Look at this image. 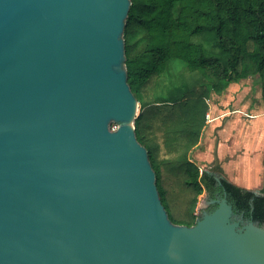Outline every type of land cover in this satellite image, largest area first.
Returning <instances> with one entry per match:
<instances>
[{
    "label": "water",
    "instance_id": "95a60500",
    "mask_svg": "<svg viewBox=\"0 0 264 264\" xmlns=\"http://www.w3.org/2000/svg\"><path fill=\"white\" fill-rule=\"evenodd\" d=\"M130 4L0 0V264H264V227L226 197L168 217L135 135Z\"/></svg>",
    "mask_w": 264,
    "mask_h": 264
},
{
    "label": "trees",
    "instance_id": "16d2710c",
    "mask_svg": "<svg viewBox=\"0 0 264 264\" xmlns=\"http://www.w3.org/2000/svg\"><path fill=\"white\" fill-rule=\"evenodd\" d=\"M130 1L124 64L139 103L135 135L168 217L190 226L201 215L195 211L203 192L225 193L233 218L264 227V188L256 195L218 166L200 171L190 157L213 94L254 78L264 106V0Z\"/></svg>",
    "mask_w": 264,
    "mask_h": 264
},
{
    "label": "crops",
    "instance_id": "0c3cea01",
    "mask_svg": "<svg viewBox=\"0 0 264 264\" xmlns=\"http://www.w3.org/2000/svg\"><path fill=\"white\" fill-rule=\"evenodd\" d=\"M241 85L239 82L233 83L227 88H236L237 92L234 94L238 96L235 97L236 101L240 100L239 92L242 87L244 88V85L240 87ZM225 91L216 96H226L228 92ZM245 110L244 107L237 106L226 110L225 113L224 111L219 112L209 120V122L211 120L218 122L219 117L224 114L227 116L217 130V143L213 153L214 162L205 170L218 166L221 168V173H224L222 176L227 180L241 187L261 192L264 188V106L262 104L261 110H247L249 112ZM244 112L246 117L242 118L241 114ZM209 122L206 124L208 127ZM211 145V142L207 143L206 148L210 149ZM193 153L200 156L207 152L196 149ZM206 155L208 157L210 153Z\"/></svg>",
    "mask_w": 264,
    "mask_h": 264
},
{
    "label": "rangeland",
    "instance_id": "374dc122",
    "mask_svg": "<svg viewBox=\"0 0 264 264\" xmlns=\"http://www.w3.org/2000/svg\"><path fill=\"white\" fill-rule=\"evenodd\" d=\"M242 85H244V88L242 85L240 87V100L236 101L235 97H238L234 95L237 91L236 88L233 87V89H227L225 92H228L226 96L224 97H217L216 94H213L210 99H208V111L207 114L209 115L206 119V124L209 122L210 119L214 118V115H217L219 112L225 113L226 110H231L234 107L241 106L244 107L246 112H249L247 110L254 109V110H261L262 108V100H261V89L259 84H254V78H248L245 80L240 81ZM232 85V84H231ZM230 85V86H231ZM139 113V109L138 112ZM223 113V114H224ZM242 118L245 116V112L241 114ZM230 116V115H229ZM226 114H224L222 117H219L218 122H215L212 120L209 122L208 125L204 127L202 134L199 139V143L197 146H195L190 153L191 159L199 165L200 171H203L205 169H208L209 166H212V163L214 162L213 153H214V146L217 143V130L220 128V125H222V121L226 119ZM246 117V116H245ZM117 125L115 123L111 124V128L116 127ZM229 141V140H228ZM211 142V148H206V144ZM198 149V151L203 152H209L210 155L207 157V153L204 155H196L194 150ZM194 154V155H193ZM224 173H221V175ZM206 193L203 192L197 202V207L195 213L197 214V209L200 204V202L206 198Z\"/></svg>",
    "mask_w": 264,
    "mask_h": 264
},
{
    "label": "flooded vegetation",
    "instance_id": "af4514ba",
    "mask_svg": "<svg viewBox=\"0 0 264 264\" xmlns=\"http://www.w3.org/2000/svg\"><path fill=\"white\" fill-rule=\"evenodd\" d=\"M222 197H225V193H223L222 195H218V197L216 196V197H213V198H209V196L208 195H206V199H205V201H207V202H209V201H213V200H216V199H221ZM211 204H209L207 207H206V210H213L214 209V207H209Z\"/></svg>",
    "mask_w": 264,
    "mask_h": 264
},
{
    "label": "built area",
    "instance_id": "2783aa9c",
    "mask_svg": "<svg viewBox=\"0 0 264 264\" xmlns=\"http://www.w3.org/2000/svg\"><path fill=\"white\" fill-rule=\"evenodd\" d=\"M208 116H209V115L206 113V118H208ZM112 129H115V127H113Z\"/></svg>",
    "mask_w": 264,
    "mask_h": 264
}]
</instances>
